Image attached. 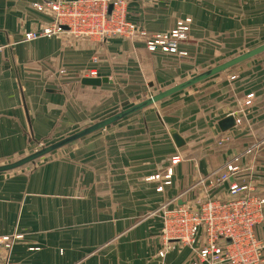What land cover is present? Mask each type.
I'll return each instance as SVG.
<instances>
[{"label": "crops", "instance_id": "0c3cea01", "mask_svg": "<svg viewBox=\"0 0 264 264\" xmlns=\"http://www.w3.org/2000/svg\"><path fill=\"white\" fill-rule=\"evenodd\" d=\"M40 1L0 0V164L26 155L40 141L78 131L93 112L99 113L96 105L116 81L106 62L88 64V52L81 47L63 46L58 37L24 39L50 20L33 6ZM158 1L157 7L145 9L132 1L127 18L154 33L191 18L188 38L180 43L188 57L150 51L145 43L122 37L110 46L114 63L126 49L125 68L138 65L139 76L132 78H149L151 86L167 84L199 60L201 31L215 29V16H208L215 13L212 3ZM260 59L250 61L237 78L214 77L204 86L186 88L47 154L28 170L1 172L0 236H21L11 259L17 264H190L194 252L189 246L158 255L163 220L153 213L165 203L194 199L198 190L193 186L201 178L233 153L264 140ZM84 66L109 81L100 86L68 83L57 74L64 68L75 75ZM249 93L255 97L247 105ZM228 115L240 123L222 131L219 121ZM171 129L184 137V146L175 144ZM218 135L227 139L219 144ZM176 156L180 161L173 164ZM243 164L250 169L244 167L241 182L264 193V145L245 156ZM170 167L172 182L165 184L163 174ZM228 187L224 182L212 192L224 196ZM256 232L264 241V224Z\"/></svg>", "mask_w": 264, "mask_h": 264}, {"label": "built area", "instance_id": "2783aa9c", "mask_svg": "<svg viewBox=\"0 0 264 264\" xmlns=\"http://www.w3.org/2000/svg\"><path fill=\"white\" fill-rule=\"evenodd\" d=\"M126 0H44L34 3L39 11L54 14L53 23L25 34V40L52 37L73 33L92 35L104 41L112 36H123L145 43L150 51L158 49L181 56L180 43L187 36L186 25L179 22L168 32L154 33L144 26L130 21L125 12ZM92 61L98 63V57ZM89 75L98 77L95 68ZM254 93L248 94L247 103H252ZM239 121V120H237ZM221 138V142L226 140ZM263 143L253 144L231 158L215 177L209 178V187L229 183L230 194L219 199L201 203L194 211L177 205L167 208L163 217V237L169 245L183 244L192 248L194 259L191 264H264V241L256 233V225L264 221V196L251 185H243L239 176L243 172L240 161L244 155L253 154ZM170 178V174L166 176ZM249 187V188H248ZM213 193V192H212ZM14 240L0 237V264H17L11 259ZM1 251L5 254H1ZM166 252H161V256Z\"/></svg>", "mask_w": 264, "mask_h": 264}, {"label": "rangeland", "instance_id": "374dc122", "mask_svg": "<svg viewBox=\"0 0 264 264\" xmlns=\"http://www.w3.org/2000/svg\"><path fill=\"white\" fill-rule=\"evenodd\" d=\"M51 1H57V0H51ZM132 1L134 0H126L125 6H124L126 16H128L129 5L131 4ZM137 1L140 2L139 6L144 9L150 6L157 7L158 6L157 4L159 3L158 0H137ZM172 1L173 0H166L167 5H169ZM199 1L209 2L215 5V13L212 14L211 12H208V16H215V20L213 23L215 25V29L213 31L209 30L207 32L206 28H204L201 31L203 32V34H200V37L198 38L200 41L203 42L199 50V54H200L199 56H201V58L199 60H196L195 62L193 61L189 62L190 66L186 68V71L182 73L178 71V73H176L178 74L176 78L168 82L167 84L159 83V84H156V85L154 84L153 86H151L148 84L149 78H143L139 82L134 77L132 78L133 74H137L139 76L138 74L139 70H135L136 67L138 68V65L135 67V69H133L134 65L132 63L130 66L125 68V66L123 65L125 61L123 60L126 58V55H127L126 49L121 50L117 54L118 55L117 59L119 61L118 63L117 62L114 63L113 60H114L115 55L113 51H111L110 46L113 42V39L119 38V37L125 38L123 36H119V35L112 36L104 41L98 40L97 38H95L96 36L77 35L73 33H70V34L63 33L59 36H52V37H58L60 42L63 44V46H67V47L73 46L74 49H80V47L82 49H85L88 52L87 54L88 64L93 62L92 59L94 56L98 57V60L99 62L101 61V64L106 62L107 66L110 68V73H112L114 79L116 80L113 83V86H107V88L109 87L110 89L108 91L105 90V93L101 99L100 105L99 103L98 105H96L98 109H95V110H97L99 113L96 114V112L95 113L93 112L94 114L93 113L92 115L90 114L91 116L88 115L89 118L87 119L86 124L79 126L78 130L84 127H87L89 125H92L99 120L107 118L123 109H126L136 103H139L157 94L159 91L166 90L176 84H179L180 82H183L184 80H187L203 71H206L214 66H217L218 64H221L227 60H230L264 43V26L262 25L260 26L259 24L256 25L257 23H264V4L254 5L260 2L261 0H199ZM40 13H44L46 14V16H50V20L45 22L46 24L40 26L39 31L41 32L42 27H46L53 23L55 16L49 11H40ZM179 22L187 26L188 29L185 31V35L188 38V34L191 29V23L193 22L192 19L186 18V19L178 20L177 24ZM181 51L186 52V50L184 49H182ZM177 56L182 57V58L188 57V52H187V55H184V56L177 55ZM261 57L264 58V52H262L261 54L257 56L252 57L253 59L252 58L248 59L244 62L239 63L238 65H235L229 69H226L225 71H222L221 73H218V75H214L193 86H190L186 90L196 88V86H204L208 81H212V78L214 77L216 78H222V77L237 78L240 75V72L243 71L245 66L250 61L254 60V58L261 60L260 59ZM151 64L152 63H150V65ZM88 67L89 66H84L80 69H77V72H75V75L68 74L66 70H64V68H60L57 74L64 76V78H67L66 80L68 81V83L76 82V84H80V83L82 84L81 82L82 78L92 77L89 75L90 68ZM54 78H55V75H54ZM43 79H46L45 76ZM44 82L46 83V80H44ZM247 100L248 98H246L245 103L247 105H250L251 103H247ZM236 107L238 108L239 106H236ZM237 120L239 119H236V125L237 123H240V120L239 121ZM72 133L74 132L64 134L62 135V137H60L61 135H56V138H51L45 141H40L38 146L31 152L27 153L26 155L31 154L38 149H41L43 146L50 145L51 143L56 142L58 139H62ZM221 138H222L221 135L217 136L216 140L217 142H219V144H221ZM263 141L258 142V143H263ZM251 148L252 147H250L249 149ZM242 152H245V150L243 149V151H240L238 153L237 152L233 153L231 155L232 156L231 158H233L235 155L242 153ZM26 155H23L20 158ZM248 155H244V156H248ZM37 160L38 159H36L35 161L31 163L23 165L19 168L6 171V172L12 173L16 171L28 170L36 163ZM178 161H180L179 156L172 157L171 162L173 164H176ZM243 162H244V159L240 161L241 166H243V170H244V167H248L250 169V166L249 165L246 166L245 164H243ZM223 166H221V168ZM221 168L214 171L212 174L204 176L193 186L194 188H197L198 190V193L196 197H194V199L191 198L189 199L188 202H185L183 204L176 203V201L174 202V204L165 203L162 206H160L159 210H157V213H153V216H159V217L161 216L163 220L164 214L166 212L165 210L167 208H175L174 206H177L179 204L187 208L190 211H194L193 208L196 207L198 201L203 203V202L221 198L222 196H218V194L212 193V190H216L223 183L216 187H209V184L207 181L209 180V178L215 177L213 174L218 172ZM6 172H3V173H6ZM168 174H170V178L166 177ZM172 175H173V169L170 167L167 169L166 174H163L165 184H170L172 182L171 181ZM157 176H160V174ZM157 176H153L152 178L155 179ZM238 178H239L238 181L241 184L253 186L256 192L261 193L262 196H264L263 192L258 191L256 189L255 184L251 182H241V175ZM227 194H230L229 189H228ZM146 215H150V214H146ZM263 224H264V221H261L260 223L256 225V227L261 226ZM8 237L11 240H14V244L17 242V240L21 238L20 235L18 236L13 235V236H8ZM259 238L260 240H262L261 237ZM160 240H161V246H160V249L158 250V255L160 257H165V255L168 252L175 249L177 246H187L183 244H176L174 246V245H169L165 243L166 241H165V238L163 237V227H162V231L160 234ZM163 251H165L166 254L161 256V252ZM11 252H12V249H11ZM3 253L5 254V252L1 251V254Z\"/></svg>", "mask_w": 264, "mask_h": 264}, {"label": "water", "instance_id": "95a60500", "mask_svg": "<svg viewBox=\"0 0 264 264\" xmlns=\"http://www.w3.org/2000/svg\"><path fill=\"white\" fill-rule=\"evenodd\" d=\"M264 52V43L243 53L240 54L230 60H227L221 64H218L217 66H214L206 71H203L187 80H184L183 82H180L179 84H176L166 90L159 91L157 94L139 102L136 103L126 109H123L107 118H104L102 120H99L95 122L92 125H89L87 127H84L60 140H57L56 142L51 143L50 145L43 146L41 149L36 150L35 152L28 154L16 161L5 163L0 165V173L6 172L10 170H14L16 168H19L23 165H26L28 163H31L35 161L36 159H39L57 149H60L70 143H73L86 135H89L95 131H98L100 129L106 128L107 126L137 112L140 111L154 103H157L163 99H166L167 97L180 92L190 86H193L209 77H212L218 73H221L222 71H225L226 69H229L235 65H238L241 62H244L248 59H251L254 56H257ZM109 81L108 77H84L82 78V83L86 85L91 86H99L103 83H106ZM236 125V118L233 115H228L221 119L219 121V126L222 131H226ZM171 136L174 139L175 144L178 147H182L186 144V141L184 137L179 133L177 129H171L170 130Z\"/></svg>", "mask_w": 264, "mask_h": 264}]
</instances>
